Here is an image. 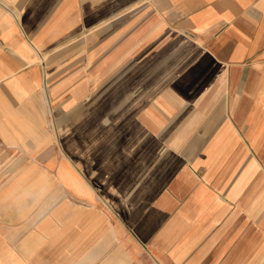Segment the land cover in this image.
I'll return each instance as SVG.
<instances>
[{"label":"crops","instance_id":"0c3cea01","mask_svg":"<svg viewBox=\"0 0 264 264\" xmlns=\"http://www.w3.org/2000/svg\"><path fill=\"white\" fill-rule=\"evenodd\" d=\"M123 38L185 44L197 75L212 78L127 200L142 206L131 219L104 212L81 170L42 147L53 135L39 64L55 46ZM181 92L168 90L177 108ZM0 145L16 153L0 181V264H129L134 236L157 264H247L264 237V0H0ZM45 153L47 163L34 158Z\"/></svg>","mask_w":264,"mask_h":264},{"label":"rangeland","instance_id":"374dc122","mask_svg":"<svg viewBox=\"0 0 264 264\" xmlns=\"http://www.w3.org/2000/svg\"><path fill=\"white\" fill-rule=\"evenodd\" d=\"M102 31V40H109L110 29ZM168 42L129 45L123 38L113 45L84 44L80 47L82 51L76 44L55 46L50 59L39 64L48 75L45 88L49 127L54 137L53 144L42 147L60 150L70 159L95 189L98 206L104 212L118 213V218L129 214L131 219L141 211V205L127 204V200H137L149 163L158 154L172 150L169 145L173 141L164 139L173 132L179 119L186 118L187 123L190 117H195L196 110L192 107L204 100L208 93L202 91L212 81L210 77L197 75L200 65L190 60L187 45ZM62 52L70 53L69 59H58ZM77 54L86 58L72 60ZM193 63L195 68L191 71ZM174 85L182 89L183 103L178 108L167 98L169 88ZM145 118L159 122L156 132L144 122ZM8 147L11 146L0 145V149ZM13 154L16 153L0 154L1 182L8 176V167L13 163L10 161L16 157ZM51 157L45 153L34 158L47 163ZM237 238L238 234L234 240ZM133 240L135 257L129 264H157L142 253L146 246L142 247L136 236ZM261 241V252L254 254L247 264H264V237ZM103 242L113 243L110 238ZM119 255L126 259L125 253ZM109 260V253L102 258V262Z\"/></svg>","mask_w":264,"mask_h":264},{"label":"bare ground","instance_id":"6f19581e","mask_svg":"<svg viewBox=\"0 0 264 264\" xmlns=\"http://www.w3.org/2000/svg\"><path fill=\"white\" fill-rule=\"evenodd\" d=\"M43 92H44V90H43ZM43 94V98H44V102H45V104H47L48 103V99H47V95H46V93L44 92V93H42ZM49 104V103H48ZM48 106V105H47ZM46 106V107H47ZM49 112V111H48ZM49 114V113H48ZM53 142H54V137H53V141H52V144H53ZM41 142H38V144H40ZM60 167H62V166H60ZM64 167V166H63ZM58 173V172H57ZM67 173H68V171H67ZM60 174V173H59ZM59 174H58V176H59ZM69 175H70V173H69ZM71 176V175H70ZM62 176H60V178H61ZM64 178V177H63ZM64 180V179H63ZM75 180V179H74ZM78 180V179H77ZM65 181H67V180H65ZM73 181V180H72ZM80 181V180H79ZM89 192V191H88ZM89 195H90V197H92V195L89 193ZM109 207V206H108Z\"/></svg>","mask_w":264,"mask_h":264}]
</instances>
